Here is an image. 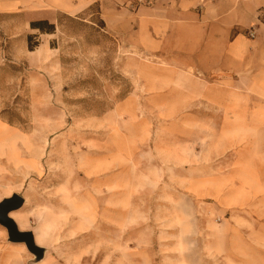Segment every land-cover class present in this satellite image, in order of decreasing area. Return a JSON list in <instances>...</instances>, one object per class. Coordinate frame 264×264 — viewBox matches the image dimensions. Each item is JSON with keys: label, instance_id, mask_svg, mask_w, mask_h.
I'll list each match as a JSON object with an SVG mask.
<instances>
[{"label": "rangeland", "instance_id": "obj_1", "mask_svg": "<svg viewBox=\"0 0 264 264\" xmlns=\"http://www.w3.org/2000/svg\"><path fill=\"white\" fill-rule=\"evenodd\" d=\"M5 2L20 8L0 15V201L24 199L20 229L44 256L0 226V264H264V172L238 179L218 155L233 137L222 122L189 132L183 105L162 114L181 100L132 73L162 62L110 32L112 0H70L81 10L46 20L53 34L31 28L52 11L43 0ZM113 17L126 33L129 14Z\"/></svg>", "mask_w": 264, "mask_h": 264}, {"label": "crops", "instance_id": "obj_2", "mask_svg": "<svg viewBox=\"0 0 264 264\" xmlns=\"http://www.w3.org/2000/svg\"><path fill=\"white\" fill-rule=\"evenodd\" d=\"M132 1L112 0L106 27L127 38L130 48L157 53L162 62L144 65L136 61L132 73H143L146 92H160V99L181 100L175 111L162 114L180 115L183 105L185 130L205 131V125L222 122L226 127L220 130L232 131L233 137L218 155L232 153L238 179L257 180L260 185V172H264V22L259 14L264 15V0H154L151 6L131 11L117 8L118 3ZM43 2L52 10L45 20L56 12L81 10L70 0ZM19 8L0 0V15ZM124 12L130 16L126 33L113 17ZM251 28L254 39L246 35ZM167 85L175 95H166ZM213 116L218 120H212Z\"/></svg>", "mask_w": 264, "mask_h": 264}, {"label": "water", "instance_id": "obj_3", "mask_svg": "<svg viewBox=\"0 0 264 264\" xmlns=\"http://www.w3.org/2000/svg\"><path fill=\"white\" fill-rule=\"evenodd\" d=\"M23 204L24 199L16 194L0 201V226L5 229L9 242L24 244L28 252L36 259H41L44 249L36 244L34 234L31 231H21L10 217V214L19 210Z\"/></svg>", "mask_w": 264, "mask_h": 264}, {"label": "trees", "instance_id": "obj_4", "mask_svg": "<svg viewBox=\"0 0 264 264\" xmlns=\"http://www.w3.org/2000/svg\"><path fill=\"white\" fill-rule=\"evenodd\" d=\"M99 27H100V29H103V27H104V22L102 20L99 21ZM31 28L39 30V32H41L42 34H53L55 31L54 25L49 24L46 20H39V21L32 22ZM29 41L30 40L28 38V48H29V50H33V48L37 44L31 45L29 43Z\"/></svg>", "mask_w": 264, "mask_h": 264}, {"label": "bare ground", "instance_id": "obj_5", "mask_svg": "<svg viewBox=\"0 0 264 264\" xmlns=\"http://www.w3.org/2000/svg\"><path fill=\"white\" fill-rule=\"evenodd\" d=\"M9 133H3L1 136H0V139H3V138H8L9 137ZM89 181V180H88ZM64 208V207H63ZM10 217L16 222L18 228H22V227H25L26 225V218H25V215L19 213V212H12L10 214ZM41 237L38 236L37 238L35 237V241L36 243H40L41 242Z\"/></svg>", "mask_w": 264, "mask_h": 264}, {"label": "built area", "instance_id": "obj_6", "mask_svg": "<svg viewBox=\"0 0 264 264\" xmlns=\"http://www.w3.org/2000/svg\"><path fill=\"white\" fill-rule=\"evenodd\" d=\"M139 1H143V0H139Z\"/></svg>", "mask_w": 264, "mask_h": 264}]
</instances>
